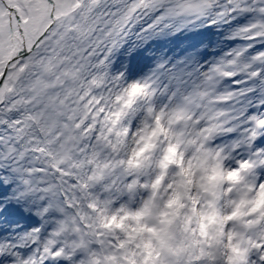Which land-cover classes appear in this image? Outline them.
Listing matches in <instances>:
<instances>
[{
  "label": "snow or ice",
  "instance_id": "6c2138e0",
  "mask_svg": "<svg viewBox=\"0 0 264 264\" xmlns=\"http://www.w3.org/2000/svg\"><path fill=\"white\" fill-rule=\"evenodd\" d=\"M0 264H264V0H0Z\"/></svg>",
  "mask_w": 264,
  "mask_h": 264
}]
</instances>
